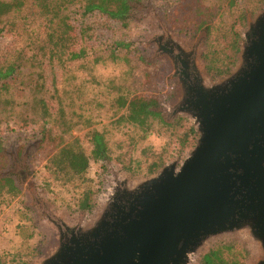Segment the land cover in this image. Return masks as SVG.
<instances>
[{
  "label": "rangeland",
  "instance_id": "rangeland-1",
  "mask_svg": "<svg viewBox=\"0 0 264 264\" xmlns=\"http://www.w3.org/2000/svg\"><path fill=\"white\" fill-rule=\"evenodd\" d=\"M54 1L77 35L69 48L85 49L83 56L50 58L43 47L55 12L43 11L33 0L0 23V28L5 25L0 67H15L0 82V264H34L44 254L53 235L44 221L48 210L72 220L87 216L117 178L151 175L148 164L159 155L163 161L157 170L174 160L180 165L195 147L199 133L194 120L169 113L180 81L172 62L152 41L163 26L185 46L197 45L201 63L216 78L237 61L239 50H229L227 58L214 53L229 39L230 28L238 33L233 38L237 36L240 45L248 20L264 8V0H132L125 26L99 11L85 14L82 0ZM117 41L130 47L114 48ZM19 54L23 64L17 72ZM215 55L220 61L211 62ZM39 72L44 77H38ZM134 95L158 102L161 117L152 120L147 133L124 119L126 107L118 103ZM41 98L50 109L45 117ZM94 129L104 133L108 156L90 162L86 182L69 179L53 165L52 157L68 142H79L90 153ZM6 177L14 180L17 190L1 181ZM86 187L93 190L89 208L81 205ZM210 251L216 252L215 261L226 260H217L219 264H253L259 255L245 235L230 234L213 239L194 264H206L204 255Z\"/></svg>",
  "mask_w": 264,
  "mask_h": 264
},
{
  "label": "water",
  "instance_id": "water-1",
  "mask_svg": "<svg viewBox=\"0 0 264 264\" xmlns=\"http://www.w3.org/2000/svg\"><path fill=\"white\" fill-rule=\"evenodd\" d=\"M243 36L236 64L212 78L197 45L161 28L152 41L180 81L169 113L194 120L195 147L180 165L117 178L87 216L48 210L52 239L34 264H194L230 234L245 235L259 250L253 264H264V8ZM180 58L192 74L178 75Z\"/></svg>",
  "mask_w": 264,
  "mask_h": 264
},
{
  "label": "trees",
  "instance_id": "trees-1",
  "mask_svg": "<svg viewBox=\"0 0 264 264\" xmlns=\"http://www.w3.org/2000/svg\"><path fill=\"white\" fill-rule=\"evenodd\" d=\"M43 11L55 12L54 15L50 18L52 27L47 33L46 44L44 49L48 51L50 58L57 57L59 60H62L64 55H70L71 59H76L85 54V49H81L78 52L69 48L70 44H74L76 41V33L74 31V26L68 22V16H60V4L54 0H33ZM132 0H82V8L85 14L99 11L102 14L121 21L125 26L128 25V19L131 12V2ZM199 2L201 0H198ZM27 0H0V23L4 22V18L10 16L11 14H16L24 8ZM202 8L199 9L198 13H202ZM5 25L0 28V34L4 30ZM235 29L230 28L229 39L226 40L225 44H221L215 50V54H221V56L229 53V50H239V43L237 41V36L235 40ZM238 33L236 32L235 35ZM225 38V37H224ZM239 38V37H238ZM114 48H129L130 44L124 41L114 42ZM68 49V50H67ZM46 51V52H47ZM228 51V52H226ZM232 55V54H231ZM220 56L215 55L211 62L220 61ZM22 55L19 54L17 60V72L22 66ZM218 59V60H217ZM15 67H0V82L5 81L13 72ZM42 72H39L38 77H44ZM55 91L58 92V86L54 87ZM44 117L50 114V109L48 108V102L41 98L38 101ZM120 107H126V115L124 119L127 122L133 123L134 125L140 127L146 133L151 130V123L154 118L161 117V111L157 109L158 102L155 98L145 97L144 95H134L131 98L121 97L118 99ZM62 109V108H61ZM63 112V110H62ZM193 130V129H192ZM145 133V134H146ZM62 139V138H61ZM90 139L92 143V149L90 153H87L83 146L77 142V144H72L70 142L63 144L53 155L52 162L53 165L57 168L60 173H64L69 177L78 178L82 182H86V172L90 166L92 160L99 161L108 156V144L103 132L94 129L91 131ZM63 139L61 140V143ZM60 143V144H61ZM163 161L161 156L155 158L148 164V170L150 172H155L159 167L160 163ZM2 182H8L11 185L12 189L17 190L14 180L9 177L3 178ZM3 183V184H4ZM2 186L0 184V191ZM93 190L86 187V190L83 191V198L81 199L82 207H90L89 200ZM216 252L210 251L205 255L206 264H219L216 262L220 260L226 262L224 258L219 257L216 261L214 259ZM228 264H237L236 262H227Z\"/></svg>",
  "mask_w": 264,
  "mask_h": 264
},
{
  "label": "flooded vegetation",
  "instance_id": "flooded-vegetation-1",
  "mask_svg": "<svg viewBox=\"0 0 264 264\" xmlns=\"http://www.w3.org/2000/svg\"><path fill=\"white\" fill-rule=\"evenodd\" d=\"M191 58H190V61L187 58H180L175 62V66L177 69L176 72L178 73V75L181 74L183 76L185 74L193 73L192 71H193L194 64Z\"/></svg>",
  "mask_w": 264,
  "mask_h": 264
}]
</instances>
